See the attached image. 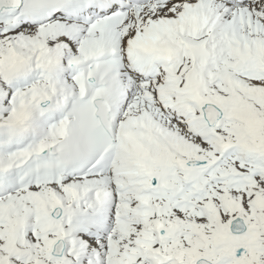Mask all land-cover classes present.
<instances>
[{
  "label": "snow or ice",
  "instance_id": "6c2138e0",
  "mask_svg": "<svg viewBox=\"0 0 264 264\" xmlns=\"http://www.w3.org/2000/svg\"><path fill=\"white\" fill-rule=\"evenodd\" d=\"M0 264H264V0H0Z\"/></svg>",
  "mask_w": 264,
  "mask_h": 264
}]
</instances>
